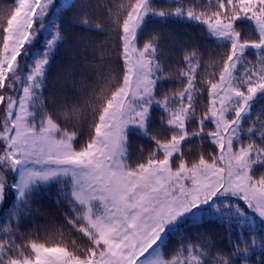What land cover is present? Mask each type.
Masks as SVG:
<instances>
[{"label":"trees","instance_id":"trees-1","mask_svg":"<svg viewBox=\"0 0 264 264\" xmlns=\"http://www.w3.org/2000/svg\"><path fill=\"white\" fill-rule=\"evenodd\" d=\"M16 1L0 0V132L7 100L23 83L27 124L38 130L47 119L57 134L71 135L70 147L80 152L93 142L106 102L121 86V20L138 0H51L42 18L31 21L29 42L6 61L5 36ZM145 5L148 12L135 43L139 49L146 46L156 66L151 99L187 111L186 137L171 166L215 161L222 134L230 132V145L248 148L254 162L251 174L264 180V33L259 25L264 0H146ZM214 22H228L231 34L216 35L209 26ZM229 37L248 47L235 56ZM228 64L240 97L227 105L214 104L211 86L229 73ZM214 107L225 113L226 127L209 116ZM168 118L152 105L144 130H126L121 140L125 168L162 158V145L180 133L167 124ZM4 152L0 148V156ZM33 162L38 163L36 158ZM12 164L0 162V263L30 257V243L64 247L67 255L85 261L93 249L100 251L104 245H93L97 233L83 218L85 213L92 217L97 207L88 209L76 201L70 176L45 177L44 165L34 170L42 174L21 193ZM220 209L217 216L201 208L200 218L180 221L166 231L159 256L185 264H264V227L246 215L236 216L239 208L225 204Z\"/></svg>","mask_w":264,"mask_h":264},{"label":"rangeland","instance_id":"rangeland-1","mask_svg":"<svg viewBox=\"0 0 264 264\" xmlns=\"http://www.w3.org/2000/svg\"><path fill=\"white\" fill-rule=\"evenodd\" d=\"M145 1L134 3L121 20L125 72L121 86L102 110L93 142L82 151L74 152L70 147L72 136L57 134L56 127L47 119L41 123L40 129H32L26 122L27 93L23 83L7 100L6 118L0 132V148L5 151L0 162L5 160L13 163L14 169L17 167L19 180L15 183L20 192L42 174L34 170L44 165H47L43 173L45 177L60 173L64 177L70 176V193L76 201L88 209L92 204L97 207L92 217L85 213L83 218L97 233L98 239L93 245L104 246L98 252L93 249L89 255L91 258L85 261L70 257L64 247L30 243V257L7 263L3 260L0 264H185L186 260H164L159 256L158 245L165 240L166 231L176 228L180 221L200 218L201 208L218 216L220 207L225 204L240 209L235 211L236 216L246 215L264 227V216L257 211L256 201L245 198L246 191H264V180L252 176L254 162L248 148L230 145V132L222 134L215 161H199L193 166L180 162L176 167L171 166V158L186 137L183 123L187 111L183 106L173 109L164 100L158 103L151 99L156 66L151 53L145 51L146 46L139 49L135 43L137 30L148 12ZM16 2L18 5L9 19L5 36L3 57L6 61L13 60L19 46L29 42L26 41L29 35L26 31L31 21L41 19L52 3L51 0ZM255 21L260 22L259 19ZM259 25L264 33V22ZM209 26L218 36L231 34L228 22H214ZM229 38L235 56L242 48L248 47V44ZM227 67L229 73H223L211 86L209 96L211 101L216 100L214 104L227 105L240 97L232 84V64ZM4 68L6 71L12 69ZM152 105L165 110L169 115L167 124L177 127L180 133L162 145L160 160L134 169L125 168L121 159V140L126 130H144ZM212 112L209 116L221 127H226L225 113L215 107ZM215 140L218 141L219 137ZM35 158L37 164L33 162ZM1 191L0 184V203ZM85 236H88L86 232Z\"/></svg>","mask_w":264,"mask_h":264},{"label":"snow or ice","instance_id":"snow-or-ice-1","mask_svg":"<svg viewBox=\"0 0 264 264\" xmlns=\"http://www.w3.org/2000/svg\"><path fill=\"white\" fill-rule=\"evenodd\" d=\"M251 198L256 201L258 207L257 211L261 216H264V191L257 192L255 189L246 191L245 198Z\"/></svg>","mask_w":264,"mask_h":264}]
</instances>
